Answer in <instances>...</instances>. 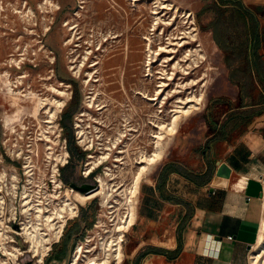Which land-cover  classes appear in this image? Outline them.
I'll return each mask as SVG.
<instances>
[{"label":"rangeland","instance_id":"374dc122","mask_svg":"<svg viewBox=\"0 0 264 264\" xmlns=\"http://www.w3.org/2000/svg\"><path fill=\"white\" fill-rule=\"evenodd\" d=\"M49 1L59 4V7H51L47 0H0V167L4 166L9 173L12 172L16 161L5 153V149L12 151L17 146L26 148L29 144H32L35 150H39V156L34 158V163L43 165L47 147L49 145L54 148L60 147L59 143L64 137L67 138L69 148L76 158L79 152L77 140L79 131L82 130L85 132V143L91 146L94 141V149L97 146H109L118 142L117 149L112 148L113 153L119 149L125 150L121 154L126 155L125 166L116 162L119 165L116 168L112 166L116 170L111 172L117 175L116 179L119 181L117 183H124L129 187L141 165L135 164V159H139L141 155H149L155 149L156 139L152 132L157 131V127L149 122L161 121L147 114L153 107L137 97L136 91L142 89L145 83L149 93H153L159 80H167L159 77H167L174 72L175 80L169 81L171 85L166 89L181 90L179 96L186 98L192 95L193 91L199 92L202 84L208 80L203 87L207 92L206 99L200 108L189 116L202 111L209 96L214 92L219 68L214 52L207 42L202 1L173 0L182 9L194 11L199 26V41L181 46V43L189 40L188 37H184L183 32L189 30L190 25L182 15L178 16L172 26L163 24L158 32L165 28V35L161 41L154 44V49L157 50L151 65L157 77L154 82L145 75L149 66L144 39L154 32L152 3L147 4L143 0L137 3L132 0ZM165 2L172 3L171 0ZM16 8L23 10L24 14H29L30 18L28 16L22 18L16 13ZM161 15L165 21H169L175 16V11L165 9ZM66 23L74 26V29H69ZM70 38L74 39L73 44L67 45L66 41ZM199 44L207 59L200 62V66L195 64L189 66L192 58L189 59L187 56L188 49ZM99 46L102 48L97 49ZM160 46L165 47L163 52L159 51ZM87 50L94 52L90 55L89 64L81 71V75H78L74 73L77 70L73 67L77 63L80 64ZM94 62L99 63L96 67L90 66ZM178 62L181 65L176 67ZM184 68L186 69L183 70ZM91 71L95 72L98 81L87 84L85 83L87 72ZM203 78L206 80H202ZM192 80L199 83L196 85ZM187 83L189 84L186 85ZM53 88L65 94L57 93ZM55 99L64 101V104L52 118L51 109L55 107L52 101ZM90 100L100 104L102 109H91L88 106ZM176 103V97H172L162 108L164 121L170 120ZM18 105L23 106L21 116H16ZM69 108L73 114L72 119H67L69 127L65 130L62 118ZM189 116L184 117L181 122ZM5 118L10 120V128L5 126ZM48 121L54 122L50 124ZM61 128L63 135L59 142L56 134ZM23 131H26V134ZM29 131H32L33 138L27 137ZM43 134L49 135L51 141L39 140ZM69 140L72 141L71 144ZM121 155L118 157H122ZM14 157L16 158V155ZM76 166L74 161V164L65 168L66 181L78 183V178L74 177ZM105 186L107 189L112 188L109 183H105ZM116 198L118 199V196ZM97 200L103 204L100 211L94 202L90 208L91 212L86 214L85 210L83 212L81 210L80 216L69 222L67 234L75 232L78 223L80 226L76 232L79 234L78 237H81L72 250L71 259L80 244L92 249L93 252L96 250L100 252L101 242L111 235V231L105 232L104 228L113 229L114 224L108 211L112 208L105 206L102 199ZM120 201V204H116L118 206L116 214H123V211L127 210L126 203H123L122 199ZM96 213H99V217L96 216L94 220ZM93 220L94 222L99 220L97 222L99 227L90 225ZM85 225H88V230L82 233ZM134 233V230L126 233L125 258L122 264H127ZM10 245L8 244L7 248L13 250ZM56 248L59 247H54ZM2 259H11L10 264H13L15 257L2 256Z\"/></svg>","mask_w":264,"mask_h":264},{"label":"crops","instance_id":"0c3cea01","mask_svg":"<svg viewBox=\"0 0 264 264\" xmlns=\"http://www.w3.org/2000/svg\"><path fill=\"white\" fill-rule=\"evenodd\" d=\"M200 1L217 82L142 180L127 264H249L259 238L264 0Z\"/></svg>","mask_w":264,"mask_h":264},{"label":"bare ground","instance_id":"6f19581e","mask_svg":"<svg viewBox=\"0 0 264 264\" xmlns=\"http://www.w3.org/2000/svg\"><path fill=\"white\" fill-rule=\"evenodd\" d=\"M132 1L134 3H137L138 1H142V0H132ZM143 1L146 2L147 4L152 3L153 5L152 14L154 16L153 17L154 19L152 23V31L154 32L145 36L144 39L146 40L145 47H146V53H147V62L149 66V68L147 69V73L145 75L148 77V79L150 77L151 81L154 82L157 79V77L155 76V72L153 68L151 67L154 61L153 60L154 54L157 51L154 49V44L155 42L162 40L163 36L165 35V30H166L165 28H162L161 32L159 33L158 32L159 28L163 24H167L171 26L174 25L178 16L182 15L185 19H187V21L186 20L185 21L187 23H190L188 27L189 30L183 32L185 34L184 37L189 38L188 41L181 43V46H185L186 44H192L193 42L199 41V26L196 22L194 11L182 9V7L174 3L173 0H171L172 3L165 2V1H170V0H143ZM47 2H49V5L51 7L52 6L59 7V4H54L52 3V1L47 0ZM81 7L82 5H80V8ZM165 9L175 11V16L169 21H165V19L161 15V12H163ZM16 13H19L22 18L25 16H28V18H30L29 17L30 15L24 14L23 10H19L16 8ZM66 26H69V24L66 23ZM69 29L73 30L74 26L70 25ZM184 37H181V38H184ZM73 38H70L69 41H66V44L67 45L73 44V41H74ZM106 40H109V38H106ZM76 45L78 46V44ZM199 46H201V44H199L195 48L188 49L187 56L189 59L192 58L191 62L189 63V66L193 64H195L196 66H200L199 63L204 62L207 59L206 54L203 52V48ZM101 48L102 46H99L97 49H101ZM164 50H165V47L160 46L159 51L163 52ZM93 52L94 50H87L86 55L84 56V59L81 60L80 64L77 63V65L73 67L77 70L74 73H78V75H81V71H83V69L89 64L88 60L90 59V55ZM98 63L99 62H94L90 66L96 67ZM180 65L181 64L178 62L176 67ZM185 69L186 68H184L183 70ZM163 74H166V73H163ZM174 74L175 73L173 72L170 75H167V77L160 76L159 78L161 79L166 78L167 80L166 81L159 80L157 82V85L153 93H149L148 87L145 85V83L142 89H139L136 91L137 97L141 98L143 101H145V103L150 104L151 107H153V109H151L152 111L149 110L147 114L150 117L154 116L161 121L156 123V121L151 120L149 122L153 126L157 127L156 129L157 131L152 132V134L154 135V138L156 139V141L154 142L155 149L149 155L148 154L141 155L140 157L141 159L137 161V163L141 165L139 166V169L137 170V172L134 174V177H133V180L130 186L125 187L124 189L123 194H125V197H126L125 203L128 207L127 214L124 215V214L119 213L118 216L113 219V224H114L113 229L108 228L109 231L108 229H106L108 233L111 231L110 232L111 235L109 238L101 242V246H100L101 250L99 253H97L96 255L95 253L87 254L89 253V251L88 252L86 251L87 248H85L83 244H80L76 248L71 264H122L123 263V260L125 258L124 241L126 239V233L131 230L133 224H135L137 217H138V202H139L140 188H141V183H142L143 178L163 158L172 136L177 133V129H178V126L181 120L184 117L192 114L196 109H199L200 105H202L203 101L206 99V90H204L203 87L204 85H206L208 80H206L205 78L202 79V80H206L204 84H202L203 85L202 89L199 92H195V93L193 91L192 95H188L186 96V98L179 96L181 90H178L176 88L174 90L173 89L167 90L166 88L171 85L169 81L175 80ZM91 81H95V82L98 81L97 77L95 76V72H92V71L87 72L85 83L89 84ZM194 82L195 80H192V83ZM195 83L197 85L199 82H197L196 80ZM188 84L189 83H187L186 85ZM53 89H55L57 93L65 94V92L58 91L56 88H53ZM172 97H176V102H177L176 108L172 109L173 114L170 116V120L166 122L164 121V118L162 116L163 115L162 112L164 111L162 108L166 106L169 99ZM52 104L55 105V107L51 109V114H52L51 117L54 118L56 115V112L64 104V101L55 99L54 101H52ZM88 106L91 109L94 108L95 110L102 109V106L98 104L97 102H95L94 100L88 101ZM22 107H23L22 105L17 106L16 116H21L23 114ZM35 111L36 110H34V112ZM48 122L51 124L54 121H48ZM5 126L7 128H10L9 127L10 120L8 118H5ZM79 133L82 134L81 137L82 136L85 137L84 131L80 130ZM120 138H121V135H120ZM46 140L51 141V138L46 136ZM117 143L118 142H114V145L111 144L110 147L111 148L116 147ZM7 178H8V172L4 168L0 172V180L2 182H5ZM262 181H264V176H263ZM2 186L3 185L0 184V189H2ZM66 194H67V204L70 208V212L74 214L76 211H74L73 209L76 208L78 202L85 204L86 202H88L89 199L97 197V196H101L105 206L108 207L109 200H110V197L113 195V192H111V188L110 189L106 188L104 180H102L101 188L90 194H84L78 190L71 191L70 189L66 190ZM101 221L103 222V220ZM30 223H31V220L28 223H24V235L30 241L33 251L37 249V253L39 254L40 259H42V257L45 255V249L41 251L39 246L40 244L43 245L44 236L39 233L38 227H35L36 231L33 232L31 228L29 227ZM45 223L51 229L55 227L56 225L55 222H52V219L50 216H48V219L46 220ZM6 229L8 230L11 228L6 227ZM8 234L9 233L5 232L2 228H0V243L4 245L3 250L6 253L11 254V255H16V252H13V250H9L7 248L8 246L5 244L6 243L5 236H7ZM54 235L50 234L49 237H57V233H55ZM41 262L42 260L35 262V264H41ZM249 264H264V216H263V220L261 224L259 238L251 252Z\"/></svg>","mask_w":264,"mask_h":264},{"label":"built area","instance_id":"2783aa9c","mask_svg":"<svg viewBox=\"0 0 264 264\" xmlns=\"http://www.w3.org/2000/svg\"><path fill=\"white\" fill-rule=\"evenodd\" d=\"M45 121L47 122V120ZM62 131L63 128L56 134L59 142L62 140ZM47 132L49 133V131ZM23 133L26 134V131H23ZM81 135L82 134L79 133V144L85 143L86 140L84 136L81 137ZM45 136L50 137L49 135L43 134L39 140L46 141ZM27 137L33 138L32 131L28 132ZM21 138H23V136H21ZM59 144L60 147L54 148L52 145L47 147L45 163L43 165L34 163V158L39 156V150H35L32 144L28 145V147L32 148L17 146L14 150L12 149V151L5 149V153L10 155L14 162H21L22 165L20 167L14 163V170L9 173L6 181L2 183L0 180V183L3 184L2 189H0V227L5 232L9 233L5 236V244L7 246L11 244L10 246L13 252H16V255L6 253L3 250L4 245L0 243V264L12 263V258L2 259V256L9 255L15 257L13 264H35L36 261L41 260V264H45L54 246L63 238L68 223L79 216L81 206L85 205L78 203L76 208L73 209L76 212L74 214L70 212V208L67 204L66 190L74 189L65 182L63 178V168L69 163L71 155L65 137ZM93 144L94 141L91 143V146L85 143L89 154L87 160L83 163L82 174L87 178L93 175L95 171L100 170L101 172H98L94 176L91 185H95L100 189L102 180H104V183L110 184L113 195L109 200L108 208H112L109 214L113 220L119 214H116V209L118 207L116 204H120L121 199L123 203L126 202L125 194H123L126 186L124 183H117L119 182L117 180L118 178L116 179L117 175L113 174L111 171L116 170L113 169V167L116 168L119 165L116 162L125 166L126 155H121L125 150L119 149L116 150L117 152L113 153L114 151L110 145L97 146L94 149ZM116 147L115 149H117ZM112 154L117 155L114 156V160L111 162ZM119 154L122 157H118ZM14 155H16V158ZM140 159V157L139 159H135V164H137V161ZM20 170H23L21 174L18 173ZM114 192H116V194H114ZM116 196H118V199ZM97 198L102 199L101 196H97ZM101 205H103L102 202ZM126 208L128 209V207ZM123 212L124 215L127 214V210ZM48 216H50L52 222L56 224L52 229L45 223ZM30 220L31 223L29 227L31 230L35 232V227H38L39 233L44 236V246L42 244L39 246L41 251L45 249V255L42 259H40L37 249L33 251L30 241L24 235V223H28ZM6 227L12 230H7ZM55 233H57V237H49L50 234L54 235ZM88 241L89 240H87V242ZM86 251L93 252L92 249H86ZM95 252L96 251L93 253ZM71 263L72 259L70 264Z\"/></svg>","mask_w":264,"mask_h":264},{"label":"flooded vegetation","instance_id":"af4514ba","mask_svg":"<svg viewBox=\"0 0 264 264\" xmlns=\"http://www.w3.org/2000/svg\"><path fill=\"white\" fill-rule=\"evenodd\" d=\"M63 119V118H62ZM66 138V137H65ZM85 138V137H84ZM67 139V138H66ZM70 141V140H69ZM71 143H72V141H71ZM70 143V144H71ZM67 144H68V140H67ZM77 145L79 146V152H78V156L75 158V156H73V153H72V150L69 148V145H68V150H69V153H70V161H69V163L66 165V167L67 166H70V165H72V164H74V161H76V164H77V166H76V170H75V172H74V177L76 176L77 178H78V180H77V182L78 183H74L73 181H66L65 180V177H64V170H65V168L66 167H64L63 168V178H64V180H65V182L67 183V185H70L74 190H78V191H80L81 193H84V194H90V193H92V192H95L96 190H98L99 189V187H96L95 185L93 186V185H91V183H92V180H93V178H94V176L98 173V172H101L100 170H97V171H95L94 172V174L93 175H91L90 177H84L83 176V174H82V168H83V163L87 160V156H88V154H89V152H88V150L86 149V146H85V143H83V144H79V140H77ZM77 146V147H78ZM117 152V151H116ZM113 155V154H112ZM114 160V156H112V159H111V162ZM16 165H19L20 167H21V165H22V163L21 162H16ZM5 167L4 166H1L0 167V172L4 169ZM22 171L23 170H20L18 173L19 174H21L22 173ZM8 172V171H7ZM8 176H9V172H8ZM73 190V191H74ZM93 199V200H92ZM98 198L97 197H94V198H91V199H89L88 200V202H86L85 203V205H82L81 206V208H80V212H79V216H80V214H81V210H82V212L84 211V212H86V214L87 213H89V212H91V206H92V204H94V202H96L95 204L96 205H98L99 207H98V209L97 210H99L100 211V207H102V205H101V202H99L98 200H97ZM78 203H80V202H78ZM80 206V205H79ZM83 207H86V209H82ZM115 210V209H114ZM113 210V211H114ZM108 211H110V210H108ZM115 213V212H114ZM99 215V213H96L95 215H94V220H95V218H96V216H98ZM78 216V217H79ZM115 216V215H114ZM99 217V216H98ZM94 220L90 223V225H94V227H99L98 226V224H97V222L99 221H97V222H94ZM113 221V220H112ZM99 223H101V222H99ZM68 225H69V223H68ZM68 225H67V228H66V230H65V233H64V235H63V238L61 239V241L59 242V243H57L54 247H59V248H56V249H53V251L50 253V255L48 256V258L49 257H54V256H56V255H63L64 254V252H65V249H66V243H67V241H68V239H69V235L70 234H67V229H68ZM79 226H80V224H78L77 223V225H76V227H77V230L79 229ZM106 229H108V228H106ZM106 229L104 228V231L106 232ZM88 230V225H85L84 227H83V229H82V233H84L85 231H87ZM108 231H109V229H108ZM80 239H81V237L79 236L78 238H77V240H76V243H77V241H80ZM75 243V244H76ZM97 251L99 252V250H96V252H95V254L97 253ZM47 258V259H48ZM46 259V260H47ZM71 262V261H70ZM45 264H46V262H45ZM70 264V263H69Z\"/></svg>","mask_w":264,"mask_h":264},{"label":"water","instance_id":"95a60500","mask_svg":"<svg viewBox=\"0 0 264 264\" xmlns=\"http://www.w3.org/2000/svg\"><path fill=\"white\" fill-rule=\"evenodd\" d=\"M221 172L222 173H224V172L228 173V171L225 169V166H222L220 173ZM76 231L69 235V239L66 243V249H65L64 254L63 255H56L54 257H49L46 260V264H69L70 263L71 253H72V250L75 246L76 240H77L78 235H79L77 233L78 231L77 232ZM75 233H77V234H75ZM27 264H30V263H27Z\"/></svg>","mask_w":264,"mask_h":264},{"label":"trees","instance_id":"16d2710c","mask_svg":"<svg viewBox=\"0 0 264 264\" xmlns=\"http://www.w3.org/2000/svg\"><path fill=\"white\" fill-rule=\"evenodd\" d=\"M72 114L73 112L70 111V108L67 109L65 112H64V115H63V121H62V125L63 127L65 128V130H68V123H67V119H72ZM70 143H71V140H70ZM76 147V146H75Z\"/></svg>","mask_w":264,"mask_h":264}]
</instances>
